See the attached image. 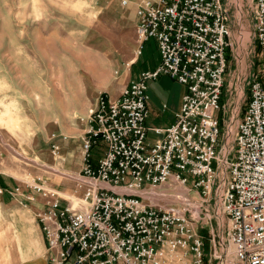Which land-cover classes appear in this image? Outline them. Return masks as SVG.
Here are the masks:
<instances>
[{
	"label": "built area",
	"instance_id": "obj_1",
	"mask_svg": "<svg viewBox=\"0 0 264 264\" xmlns=\"http://www.w3.org/2000/svg\"><path fill=\"white\" fill-rule=\"evenodd\" d=\"M251 1L264 58V0ZM136 17V58L155 40L161 62L116 99L99 93L83 138V169L75 178L78 205L42 178L28 184L45 200L36 219L47 241V264H206L205 240L194 221L211 203L225 219L228 264H264V71L252 76L228 161L223 122L229 114L222 97L231 29L223 0H143ZM162 76L186 92L173 124L153 129L162 138L150 144L148 83ZM58 137L51 139L55 157ZM100 144L105 149L96 160L92 153ZM220 169L227 171L221 181ZM169 183L187 187L193 197L152 204L156 190ZM10 195L24 208L37 201L20 188Z\"/></svg>",
	"mask_w": 264,
	"mask_h": 264
},
{
	"label": "rangeland",
	"instance_id": "obj_2",
	"mask_svg": "<svg viewBox=\"0 0 264 264\" xmlns=\"http://www.w3.org/2000/svg\"><path fill=\"white\" fill-rule=\"evenodd\" d=\"M123 1L0 0V197L7 194L11 201L10 192L17 188L30 194L28 184L36 178L66 183L79 176L90 111L100 92L117 94L118 83L126 82L140 47L136 12L143 0H128L127 5ZM223 4L231 29L222 101L229 116L223 134L234 130L226 151L228 161H233L235 121L247 107L252 76L264 71V58L254 36L252 1L223 0ZM243 31L251 35L247 48L239 44ZM152 42L143 46L140 64L151 58ZM53 134L67 137L57 139L60 157L52 154ZM104 149L100 144L92 153L94 159ZM224 172L220 169V181ZM156 193L151 202L162 206L193 197L177 183L163 185ZM194 222L205 240L206 264H228L221 211L211 203Z\"/></svg>",
	"mask_w": 264,
	"mask_h": 264
},
{
	"label": "crops",
	"instance_id": "obj_3",
	"mask_svg": "<svg viewBox=\"0 0 264 264\" xmlns=\"http://www.w3.org/2000/svg\"><path fill=\"white\" fill-rule=\"evenodd\" d=\"M148 48L151 52V58L140 64L142 53L139 58L132 62V67L128 69L130 74H127L126 82L118 83V91L112 97L113 99H116L123 88L136 79L141 72L152 71L159 66L161 56L157 42L155 41V44L150 43ZM148 86L150 96L148 101L150 116L147 120V127L150 130L148 142L154 144L162 136L156 135L152 130L167 129L173 124L175 114L181 109L186 88L168 76L152 80ZM95 159L97 160L99 157L96 156ZM81 163L80 161L79 164L81 165ZM72 167L76 168L77 166L71 165ZM55 181V183L47 181V185L65 194H81L76 187L77 180L66 183L61 180ZM29 193L35 195L37 201L30 204L28 208L22 207L16 199L14 202L12 197L9 201L7 194L0 197V264L48 263L46 256L47 241L36 219V213L45 207V200L33 190Z\"/></svg>",
	"mask_w": 264,
	"mask_h": 264
},
{
	"label": "bare ground",
	"instance_id": "obj_4",
	"mask_svg": "<svg viewBox=\"0 0 264 264\" xmlns=\"http://www.w3.org/2000/svg\"><path fill=\"white\" fill-rule=\"evenodd\" d=\"M241 6V5H240ZM238 38V37H237ZM250 38H251V35H250V33L249 32H247V31H243L242 32V36H241V38L239 39V44H240V46H242V47H245V48H247V46H248V44H249V42H250ZM243 96V93H242V91L240 92V98ZM240 100V99H239ZM241 102V101H240ZM232 127V126H231ZM229 130V129H228ZM230 132H229V142H231L232 140V136H233V132H234V130H233V128H231L230 130H229ZM57 171V170H56ZM73 202H74V204L75 205H78V203H79V201H74L73 200ZM222 214V213H221ZM219 219V218H218ZM216 253V252H215Z\"/></svg>",
	"mask_w": 264,
	"mask_h": 264
},
{
	"label": "trees",
	"instance_id": "obj_5",
	"mask_svg": "<svg viewBox=\"0 0 264 264\" xmlns=\"http://www.w3.org/2000/svg\"><path fill=\"white\" fill-rule=\"evenodd\" d=\"M257 48L259 49V52H260V48H259V46L257 45ZM222 101H223V97H222Z\"/></svg>",
	"mask_w": 264,
	"mask_h": 264
}]
</instances>
